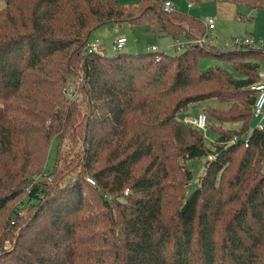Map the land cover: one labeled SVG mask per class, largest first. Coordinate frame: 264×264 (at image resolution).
<instances>
[{"label": "trees", "instance_id": "16d2710c", "mask_svg": "<svg viewBox=\"0 0 264 264\" xmlns=\"http://www.w3.org/2000/svg\"><path fill=\"white\" fill-rule=\"evenodd\" d=\"M3 1L0 211L14 198L26 200L8 220L11 227L2 229L0 264H77L86 252L108 258L104 264H264V128H251L250 88L260 76L264 45L193 41L206 23L175 4L166 9V0ZM217 1L264 6V0ZM126 21L146 25L157 37L172 35L176 46L181 36L187 41L176 54L87 48L95 29ZM203 55L240 75L221 65L200 69ZM77 74L82 84L72 93L79 89L83 98L68 95L65 86ZM242 93L249 110L228 116L244 121V136L215 130L209 147L202 130L179 117L193 103H230ZM68 131L80 144L69 150L72 157L61 148ZM53 136L57 161L47 171V153L36 166L30 142L48 152ZM201 157L207 160L194 185L189 162ZM35 170L41 178L23 187V177ZM88 186L101 198L96 212L88 210ZM9 238L13 247L6 249ZM98 238L102 251L80 246L101 243Z\"/></svg>", "mask_w": 264, "mask_h": 264}, {"label": "rangeland", "instance_id": "374dc122", "mask_svg": "<svg viewBox=\"0 0 264 264\" xmlns=\"http://www.w3.org/2000/svg\"><path fill=\"white\" fill-rule=\"evenodd\" d=\"M126 2H133L135 0H122ZM173 4H175L179 9H182L189 14L202 19L206 23V19L208 16H214L215 18V27L204 29V33L202 35H198L199 37L193 39V41L198 42H205L203 45H209L218 47V48H230L236 44V38H243L245 35L253 36L256 42L260 43L264 41V6H256L253 7L250 4L245 2L241 3H234L232 1H217V0H170ZM5 6V1H0V9ZM121 36H126L127 41L121 49L117 50L113 46V42L116 41L117 38ZM90 40H99L100 42V51L104 54H113L118 51H147L152 46L151 45H159V49L168 48L169 52L172 54H176L182 50H179L176 46L177 38L165 34L156 36L152 32H148L146 25L137 23L131 24L130 22H123V23H109L103 25L97 29H95L91 35ZM89 40V41H90ZM206 40V41H205ZM180 41L186 42L187 38L184 36L180 37ZM221 65L223 67L228 68L230 71L233 72L234 75L239 76L240 73L237 72L231 65L222 62L218 58L211 56V55H203L199 58V67L200 69H206L211 66ZM258 72L260 74H264V59L259 60V67ZM80 74V73H78ZM77 74V75H78ZM70 76L68 78L65 86L68 87V95H73L75 98H83L81 91L72 93L73 88L76 86H81L82 80L80 76ZM70 84V85H68ZM204 102L201 103H193L189 106V108L181 112L179 117L185 121L186 118L195 115L196 113L202 111L208 115L209 123L207 127L201 129L204 137L205 143L207 146L212 147L213 142L217 137V133L215 130H226L227 132L231 133V136H244L248 133L247 126L242 120H233L230 118L234 114H238V111L246 110L248 111L250 108L249 99L247 97V93L241 94L238 98L233 99L230 103L225 101H219L218 99L212 98L203 100ZM231 108V110H230ZM80 110L83 112L86 110L84 107V103H81ZM221 110L225 111L221 113ZM228 112V113H227ZM222 114L223 119H219L218 115ZM231 114V117L228 116ZM259 119L253 117L252 120V127L258 124ZM264 122V121H263ZM218 125L223 126L225 129H219ZM69 131L66 132L64 139L62 140L61 148L63 155L72 157L74 152L78 150L80 144L74 143L71 136L68 135ZM235 138V137H234ZM34 140L30 142V150L36 152L35 160L36 166L42 167L44 165L45 154L47 153L45 168L47 171L54 169L57 161L58 149H59V140L57 136H53L50 142V146L47 152L43 149L40 144H36L35 142L32 144ZM36 148V150H35ZM73 149V153L69 150ZM69 154V155H67ZM207 159L205 157L192 159L189 162V165L192 167L193 171V180L192 183L194 185L198 184L200 175L204 172L205 162ZM60 164L63 165L64 163L62 160ZM142 166V164L139 166ZM231 169L229 170V172ZM21 172V171H20ZM41 178L39 171L35 170L32 174V177H28L27 175L23 177V182L21 185L23 187L28 188L32 180H38ZM89 178V177H88ZM87 194L89 196V202L92 209H88L91 212H96V207H99L101 198L98 193L90 186L86 188ZM25 193V192H24ZM26 200L25 199L19 200L18 198H14L10 200L7 205L0 211V237L5 239V235H3L2 229L4 227H11L10 222L12 217L15 216L14 211L21 210L22 206ZM8 218V219H7ZM6 221V222H5ZM220 226V225H219ZM223 224L219 227L217 232V238L220 242L222 240V228ZM96 230L103 233V225L96 226ZM18 233V229L15 228L11 235L16 236ZM10 240H6V249H10L13 246L14 238H9ZM13 239V240H12ZM101 243H87L81 244L80 246H88L91 250H103L104 243L102 240L98 238ZM87 253V252H86ZM84 253L83 256L78 257L77 264H104V261L107 260L106 258L104 261L101 260V257L93 256L90 254L87 256ZM219 255H222L221 250H219ZM221 258V257H220ZM228 264V263H224Z\"/></svg>", "mask_w": 264, "mask_h": 264}, {"label": "built area", "instance_id": "2783aa9c", "mask_svg": "<svg viewBox=\"0 0 264 264\" xmlns=\"http://www.w3.org/2000/svg\"><path fill=\"white\" fill-rule=\"evenodd\" d=\"M175 5L170 1L166 0L165 1V8L166 9H171L174 8ZM206 25L208 28H214L215 27V18L214 16H208L206 19ZM127 41L126 36H121L116 39L115 42H113V46L115 49L119 50L122 47H124L125 43ZM255 43L256 45H264V41L258 43L256 42L255 38L253 36H248L245 35L243 38H236V44H243V43ZM177 47L179 49L182 48L184 45V42L178 41ZM87 48L90 51H100V42L99 40H90L87 43ZM151 49H159V46L153 45ZM250 88L254 91L255 93V101H254V106H253V116L257 119L258 121V127L259 128H264V74H260L259 78L254 81L251 85ZM185 122L188 124H191L193 126H196L200 129H203L208 126L209 119L208 115L205 112H198L193 116H190L185 119ZM236 138V137H235ZM209 158L212 159L214 158V155H209ZM91 182H94V180L89 177L88 178Z\"/></svg>", "mask_w": 264, "mask_h": 264}, {"label": "crops", "instance_id": "0c3cea01", "mask_svg": "<svg viewBox=\"0 0 264 264\" xmlns=\"http://www.w3.org/2000/svg\"><path fill=\"white\" fill-rule=\"evenodd\" d=\"M149 32V31H148ZM151 46H153V45H151ZM159 46V45H158ZM160 47V46H159Z\"/></svg>", "mask_w": 264, "mask_h": 264}]
</instances>
